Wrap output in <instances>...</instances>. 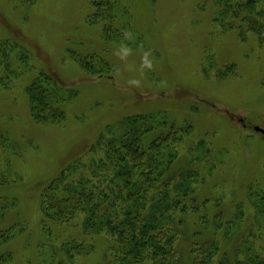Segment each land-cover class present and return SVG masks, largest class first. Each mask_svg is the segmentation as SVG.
<instances>
[{
  "label": "rangeland",
  "instance_id": "1",
  "mask_svg": "<svg viewBox=\"0 0 264 264\" xmlns=\"http://www.w3.org/2000/svg\"><path fill=\"white\" fill-rule=\"evenodd\" d=\"M91 1L0 0V44L17 46L4 49L9 64H0L5 264L108 262L111 238L84 232L83 214L47 222L41 192L75 160L81 166L71 175L81 170L86 179L83 165L96 157L99 148L93 153L90 146L105 126L152 111L189 131L178 135L171 167L187 171L197 208L182 216L175 241L180 264L191 263L189 244L199 241L193 235L205 225L201 219L204 239L219 240L228 256L239 258L240 245L251 232L258 235L251 190L264 189V134L254 130L264 128V31L258 37L241 24L242 13L224 7L235 0H117V13L109 12L116 17L101 18L106 9L96 21ZM222 10L229 11L224 18ZM40 73L74 93L58 122L30 115L26 88ZM214 217L220 224L212 228ZM67 242L81 247L56 252Z\"/></svg>",
  "mask_w": 264,
  "mask_h": 264
},
{
  "label": "trees",
  "instance_id": "2",
  "mask_svg": "<svg viewBox=\"0 0 264 264\" xmlns=\"http://www.w3.org/2000/svg\"><path fill=\"white\" fill-rule=\"evenodd\" d=\"M91 5L93 21L106 9L101 18L113 19L120 7L117 0H92ZM224 7H233L242 13L241 24L262 37L263 0L228 1ZM114 10L115 15L109 13ZM227 13L229 11L222 10L220 14L224 18ZM109 24L108 21L104 25L107 36L113 26ZM226 27L224 23L223 28ZM14 48L17 46L12 43L0 44V64H9L4 49L11 52ZM18 54H22L21 49ZM21 58L22 55L19 60ZM26 90L30 115L41 123L63 119L61 106L74 95L60 80L47 73H40ZM182 132L189 131L186 127L177 129L165 114L154 111L127 116L118 123L106 125L90 146L93 153L97 148L100 152H96L94 158L89 157L87 165L83 163L86 179L81 170L78 178L71 175L75 165L81 166V162L75 160L42 190L40 210L45 220L59 223L83 214L81 227L84 232L111 238L110 258L106 264H180L175 241L182 229V216L188 212L197 213L194 190L185 181L187 171L178 174L171 169L177 158L178 135ZM67 178L72 182H67ZM251 191L258 235L251 232L250 242L240 245L239 258L228 256L219 240L204 239L202 229L207 224L201 219V225H205L193 235L199 241L189 244L190 264H264V189L252 188ZM7 205V201L0 200V220L6 214ZM214 221L212 228L220 224L215 217ZM226 228L229 229L228 224ZM9 238V231L0 230V248ZM251 239H257L258 245L255 246ZM79 245L81 247V243L67 242L59 245L56 252L74 253ZM51 249L54 253L55 247ZM9 259L8 253H0V264Z\"/></svg>",
  "mask_w": 264,
  "mask_h": 264
},
{
  "label": "water",
  "instance_id": "3",
  "mask_svg": "<svg viewBox=\"0 0 264 264\" xmlns=\"http://www.w3.org/2000/svg\"><path fill=\"white\" fill-rule=\"evenodd\" d=\"M254 130H255L256 132H259V133H261V134H264V128H261V127H259V126H254Z\"/></svg>",
  "mask_w": 264,
  "mask_h": 264
}]
</instances>
